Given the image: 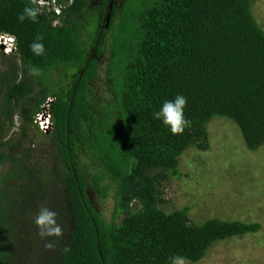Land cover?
<instances>
[{
    "label": "trees",
    "instance_id": "obj_1",
    "mask_svg": "<svg viewBox=\"0 0 264 264\" xmlns=\"http://www.w3.org/2000/svg\"><path fill=\"white\" fill-rule=\"evenodd\" d=\"M109 2L0 0V34L14 36L0 54V264L198 263L217 241L262 228L162 207L180 156L209 150L215 117L250 150L264 145L253 1ZM37 138L45 153L24 147ZM90 188H112L110 220Z\"/></svg>",
    "mask_w": 264,
    "mask_h": 264
},
{
    "label": "rangeland",
    "instance_id": "obj_2",
    "mask_svg": "<svg viewBox=\"0 0 264 264\" xmlns=\"http://www.w3.org/2000/svg\"><path fill=\"white\" fill-rule=\"evenodd\" d=\"M252 1L254 15L264 28V0ZM12 48V40L0 34V54ZM107 55L103 56L100 78L95 84L98 93L105 92ZM208 130L209 150L190 148L180 156V177L166 183L167 203L162 207L173 211L189 206L190 217L197 224L219 218L258 222L262 228L256 233L217 241L198 263L180 261L177 264H264V145L250 150L239 126L227 117H215L208 124ZM37 141L26 139L24 147L41 148L44 150L40 152L45 153L46 141L43 138ZM0 167L1 172L3 166ZM89 195L96 210L110 220L115 208L112 188L107 197L91 188Z\"/></svg>",
    "mask_w": 264,
    "mask_h": 264
},
{
    "label": "built area",
    "instance_id": "obj_3",
    "mask_svg": "<svg viewBox=\"0 0 264 264\" xmlns=\"http://www.w3.org/2000/svg\"><path fill=\"white\" fill-rule=\"evenodd\" d=\"M49 116L50 115L47 112L46 113L43 112V113H40L36 118V121L40 124V128L44 131H47L52 128V122Z\"/></svg>",
    "mask_w": 264,
    "mask_h": 264
},
{
    "label": "flooded vegetation",
    "instance_id": "obj_4",
    "mask_svg": "<svg viewBox=\"0 0 264 264\" xmlns=\"http://www.w3.org/2000/svg\"><path fill=\"white\" fill-rule=\"evenodd\" d=\"M109 6L108 7H112L113 5H115L116 3H118L119 1L121 2V0H109ZM110 9V8H109ZM47 132V131H46Z\"/></svg>",
    "mask_w": 264,
    "mask_h": 264
},
{
    "label": "clouds",
    "instance_id": "obj_5",
    "mask_svg": "<svg viewBox=\"0 0 264 264\" xmlns=\"http://www.w3.org/2000/svg\"><path fill=\"white\" fill-rule=\"evenodd\" d=\"M45 1V0H44ZM2 35H4V36H7L10 40H12V42H13V45H14V36H12V35H9V34H2ZM12 50V49H11ZM10 52V51H9ZM49 118H50V116H49ZM51 120V119H50Z\"/></svg>",
    "mask_w": 264,
    "mask_h": 264
}]
</instances>
